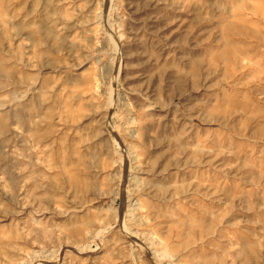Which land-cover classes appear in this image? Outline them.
<instances>
[{
	"label": "rangeland",
	"instance_id": "374dc122",
	"mask_svg": "<svg viewBox=\"0 0 264 264\" xmlns=\"http://www.w3.org/2000/svg\"><path fill=\"white\" fill-rule=\"evenodd\" d=\"M110 1L0 0V264H264V0Z\"/></svg>",
	"mask_w": 264,
	"mask_h": 264
},
{
	"label": "bare ground",
	"instance_id": "6f19581e",
	"mask_svg": "<svg viewBox=\"0 0 264 264\" xmlns=\"http://www.w3.org/2000/svg\"><path fill=\"white\" fill-rule=\"evenodd\" d=\"M111 1H112V0H111ZM111 1H110V3H111ZM110 3H109V4H110ZM111 8H112V7H111ZM98 21H99V20H98ZM106 25L108 26L107 23H106ZM113 49H114V48H113ZM262 73H263V72H262ZM107 85H108V84H107ZM127 125H128V123H127ZM129 126L131 127V125H129ZM128 129L130 130V128H128ZM128 129H127V130H128ZM132 132H133V131H132ZM130 135H131V134H130ZM129 153H131V152H129ZM132 154H133V152H132ZM130 156H133V157H134L135 154L130 155ZM132 160H133V159H132ZM129 176H130V174H129ZM131 176H132V175H131ZM131 176H130V178H132L133 183H134V182H135V180H134L135 177H133V176L131 177ZM126 184H127V183H126ZM127 189H128V188H127ZM125 191H126V190H125ZM124 195H125V194H124ZM126 197H127V196H126ZM129 200H131L132 205H135V203H133L132 198H131L130 196H129ZM129 200H128V201H129ZM135 202H136V201H135ZM126 203H127V202H125L124 204H126ZM136 203H138V202H136ZM126 205H127V204H126ZM127 206H128V205H127ZM129 206H130V204H129ZM138 207H139V206H137V208H138ZM126 208H128V207H126ZM126 208H125V209H126ZM131 208H132V207H131ZM140 208H141V207H140ZM135 210H136V208H135ZM124 211H125V210H124ZM131 211H132V210H131ZM117 212H118V211H117ZM118 213H119V212H118ZM124 213L126 214V212H123V214H124ZM126 216H127V218H128L129 215L126 214ZM130 217H132V216L130 215ZM134 217H136V216H134ZM132 218H133V217H132ZM122 219H123V218H122ZM136 219H137V218H136ZM134 220H135V219H134ZM134 220H133V221H134ZM120 222H121V221H120ZM122 223H123V221H122ZM125 225H126V224H125ZM128 226H129V224H128ZM128 228H130V227H128ZM124 230H125V228H124ZM126 231H127V230H126ZM126 231H125V232H126ZM126 235H129L130 237L132 236L131 233H129V232L126 233ZM138 236H139V235H138ZM137 239H138V238H137ZM86 244H87V243H86ZM136 244H137V243H136ZM138 245H139V244H138ZM149 248H150V246H149ZM151 248H152V247H151ZM150 250H151V249H150Z\"/></svg>",
	"mask_w": 264,
	"mask_h": 264
}]
</instances>
